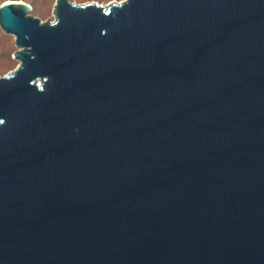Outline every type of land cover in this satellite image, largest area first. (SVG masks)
<instances>
[{
	"label": "water",
	"instance_id": "water-1",
	"mask_svg": "<svg viewBox=\"0 0 264 264\" xmlns=\"http://www.w3.org/2000/svg\"><path fill=\"white\" fill-rule=\"evenodd\" d=\"M0 4V264H264V0Z\"/></svg>",
	"mask_w": 264,
	"mask_h": 264
},
{
	"label": "rangeland",
	"instance_id": "rangeland-1",
	"mask_svg": "<svg viewBox=\"0 0 264 264\" xmlns=\"http://www.w3.org/2000/svg\"><path fill=\"white\" fill-rule=\"evenodd\" d=\"M25 2H29V0H22ZM70 2H76L78 4L87 3V2H95L101 5H108L112 2H119L122 0H69ZM54 3H46L42 0H38L37 4L34 6V12L32 11L30 15L37 17L40 21H53L54 20ZM16 46L14 44V37L9 34L3 33L0 29V66L6 61V55L14 53L16 51ZM13 59V58H12ZM15 64L12 67L7 68L3 73H0L1 76L5 75L9 71L13 70L17 65L18 61L13 59Z\"/></svg>",
	"mask_w": 264,
	"mask_h": 264
},
{
	"label": "trees",
	"instance_id": "trees-1",
	"mask_svg": "<svg viewBox=\"0 0 264 264\" xmlns=\"http://www.w3.org/2000/svg\"><path fill=\"white\" fill-rule=\"evenodd\" d=\"M5 0H0V4ZM46 3H52L53 0H42ZM38 0H29V4L32 6V11L34 12V6L37 4ZM31 11V12H32ZM15 64V61L11 58V54L6 55V61L3 65L0 66V73H3L7 68L12 67Z\"/></svg>",
	"mask_w": 264,
	"mask_h": 264
}]
</instances>
